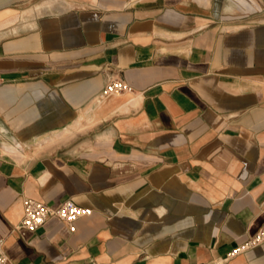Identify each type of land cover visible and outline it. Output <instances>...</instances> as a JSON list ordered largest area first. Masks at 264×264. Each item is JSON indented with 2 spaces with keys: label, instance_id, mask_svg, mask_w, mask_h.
Wrapping results in <instances>:
<instances>
[{
  "label": "crops",
  "instance_id": "0c3cea01",
  "mask_svg": "<svg viewBox=\"0 0 264 264\" xmlns=\"http://www.w3.org/2000/svg\"><path fill=\"white\" fill-rule=\"evenodd\" d=\"M0 77L9 264H264V0H0Z\"/></svg>",
  "mask_w": 264,
  "mask_h": 264
},
{
  "label": "built area",
  "instance_id": "2783aa9c",
  "mask_svg": "<svg viewBox=\"0 0 264 264\" xmlns=\"http://www.w3.org/2000/svg\"><path fill=\"white\" fill-rule=\"evenodd\" d=\"M2 81L0 77V85ZM128 93H133V88L126 84L123 79L115 78L106 84L100 94V100L103 101ZM92 214L93 211L91 209L79 207L71 200L61 202L58 205H49L29 199L24 202V217L22 222L14 228V232L18 233L21 237L33 234L43 228L51 219H58L66 223L70 227L71 232H75V224ZM263 244L264 227L255 236L251 237L243 247L238 249L237 253L245 252ZM4 246L5 238L0 235V264H9V258L4 251Z\"/></svg>",
  "mask_w": 264,
  "mask_h": 264
},
{
  "label": "rangeland",
  "instance_id": "374dc122",
  "mask_svg": "<svg viewBox=\"0 0 264 264\" xmlns=\"http://www.w3.org/2000/svg\"><path fill=\"white\" fill-rule=\"evenodd\" d=\"M9 154L21 157L23 155V152L20 148L13 147L11 148V150H9Z\"/></svg>",
  "mask_w": 264,
  "mask_h": 264
}]
</instances>
